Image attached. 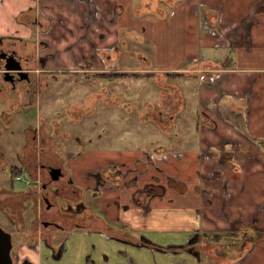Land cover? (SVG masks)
<instances>
[{
	"label": "crops",
	"instance_id": "1",
	"mask_svg": "<svg viewBox=\"0 0 264 264\" xmlns=\"http://www.w3.org/2000/svg\"><path fill=\"white\" fill-rule=\"evenodd\" d=\"M38 21H47L46 27ZM5 36L42 44L37 56L46 92L50 81L101 80L117 61L128 72L154 73L157 98H146L140 118L183 141L135 149L129 163L106 159V153L87 163L83 150L65 169L58 157L71 189L82 201L87 192L93 196L83 208L101 225L47 228V241L30 232L25 204L18 212L12 207L18 196L25 203L32 187H1L12 198L5 205L14 218L15 264H264V239L233 260L228 253H208L201 235L227 231L234 221L264 229V0H0ZM95 94L68 101V113L88 111ZM189 104L195 116L181 114ZM12 119L0 115V139L2 124L7 129ZM25 132L18 164L10 165L0 147V167L24 166L34 134L48 150L44 161L57 160L50 138L38 141V132ZM114 169L122 174L115 176ZM100 170L109 177L103 183L95 176ZM119 228L141 241L115 237L111 232Z\"/></svg>",
	"mask_w": 264,
	"mask_h": 264
},
{
	"label": "rangeland",
	"instance_id": "2",
	"mask_svg": "<svg viewBox=\"0 0 264 264\" xmlns=\"http://www.w3.org/2000/svg\"><path fill=\"white\" fill-rule=\"evenodd\" d=\"M110 68H113V71L109 70L102 76L101 80L97 78L86 82V78L74 76L69 82H60L58 85L50 81L49 89L47 92L45 89L43 90L42 93H46L37 98L36 104L32 103L22 107L20 102L21 98H16L13 102L17 103V105L14 104V109H8L7 106H5V101L9 104L10 98L6 97L4 100L0 101V115L7 116L8 112L6 111L9 110V114H11L13 118L7 129L4 128L2 124L4 136L0 139V147H3L6 152L10 154L12 162L10 165L18 164L16 153L18 154L21 150L22 141L26 142L27 140L26 129L38 132V141H41L43 137L50 138L49 150L51 153L57 155V160H52V162L58 163L61 162V159V163H63L65 169H69L68 161L72 157H76L83 150L86 152L87 163L101 161V158L104 157V153H106V159L111 157V159H121V161L129 163L130 159L128 155L132 151L134 152L135 149L150 150L157 142L161 143L164 147H176L183 144L178 134L174 135L173 133L169 136L158 129L159 127L154 123L153 119L145 117V119L140 118L141 111L145 110L144 103L146 98H157L158 86H156L155 77H159L147 71L128 72L120 66L118 61L117 63H113ZM178 75L181 76V74ZM181 77L183 79L184 76ZM172 79L176 80L179 78L173 77ZM91 92H95L96 94L91 97L89 102L91 103L90 109L88 111L81 114L80 112L73 114H71V112L68 113L67 108H72V104L70 105L68 101H83ZM161 99L165 101L164 97ZM178 110L177 108L175 112ZM194 110V106L189 104L185 108H182L180 112H182L181 114L192 116L195 113ZM68 114H70V116ZM193 116H195V114ZM177 117L178 115L175 116L174 119ZM179 120L181 119H178V121ZM57 126L58 129H56ZM66 133H70L68 138L65 136ZM79 137L83 138V146L79 144ZM6 152L5 154L7 156ZM40 154H42V157L45 155L48 157V150L42 153L40 152ZM90 154L92 157H89ZM53 157L56 156L53 155ZM58 157H60V159ZM10 165L5 168L3 166L0 167V188L7 187L10 183L9 177L11 169L16 167L21 168V170L23 169L21 173L19 171V175L22 176V179L18 180L14 178L13 186L10 187L15 190L27 191V186L30 184H26L24 180L27 179L29 183L33 185L34 181L32 175L25 170L24 166L10 167ZM38 172V185L40 186L41 176L43 174V179H45L46 172L42 167H40ZM86 194L83 201L80 199L82 202L81 206L88 204V200L93 198L88 192ZM8 196L9 195L3 193L2 190L0 191V226L5 230L8 229L7 231L11 234H15V230L11 225L12 223L9 224L7 220L9 218L8 209H12H7V205H5L8 200L11 201L12 199ZM16 199L18 201L21 198L18 196L13 200ZM14 202L16 203V201ZM25 206V217L28 222V219L33 216L29 207V200L25 201ZM14 209L18 211V206ZM83 223L90 226L101 225L99 221H95L94 219L91 220V218L88 220L83 219ZM65 224L70 226L67 222H65ZM36 225H38V229L41 228L39 224ZM53 228L54 227L50 229ZM203 247L211 254L210 244ZM234 250L235 248H233L231 252ZM201 251L203 252L204 250L201 249Z\"/></svg>",
	"mask_w": 264,
	"mask_h": 264
},
{
	"label": "flooded vegetation",
	"instance_id": "3",
	"mask_svg": "<svg viewBox=\"0 0 264 264\" xmlns=\"http://www.w3.org/2000/svg\"><path fill=\"white\" fill-rule=\"evenodd\" d=\"M30 11L32 10L25 11L24 13ZM40 14L43 15L42 12H40ZM37 23L40 27H46L47 25V21L46 23L44 22V24L39 23V21ZM39 45L42 44L40 42L37 43L34 39H22L11 36L0 37V79L2 80H0L2 82L0 93L3 94L4 99L6 97L10 98V102L7 105L8 109L14 107L15 103L13 100L16 98H21V100L27 98L26 104L28 105L36 102L37 98H39V95L42 94L44 90L43 82L45 83V79L41 72L44 63L43 60L39 59L37 56V48ZM6 112L9 114V110ZM35 136L36 134H34V138H32L29 143L32 147L26 148V158H30L33 155L36 157L35 165L37 166V171L35 176H33L34 184L31 185V183H27L30 184L27 187H32V190L26 193L25 199L30 201L29 207L33 213V216H31L32 221L30 220L29 223V226L31 225L30 227L32 228L30 232L33 236L37 237L40 235V237L47 241L49 239L47 228L54 227V229H65L69 227L65 222L72 226L77 224L78 221L83 222V219L88 220L89 218L86 216L87 211L81 206L82 202L80 199L82 198H80L79 194L69 186V182H72L71 177L69 176L67 181H65L66 174L63 166L58 163L44 161L42 154H40V152L44 151V147L37 143ZM40 167L45 170L46 178L43 179L42 174L39 186L38 170ZM50 167H60L62 175L58 179L53 180L49 173ZM100 171L95 173V176L98 177L97 179L101 177L102 180L99 181L103 183L107 178L103 177ZM116 171L118 173L121 172L119 169H114L115 176ZM9 179V186H13L12 179L10 177ZM150 189L153 188L150 187ZM14 201H16V203ZM14 201L12 207L14 209L18 206V211L19 205L25 204L23 200L17 201L16 199ZM79 214H81V220ZM8 217V222L10 224L13 222L14 218L12 216L10 217V214H8ZM36 224H39L41 228L38 229V225ZM138 239L140 238L138 237ZM13 247L14 243L11 249V256L13 255ZM24 264L30 263L26 261Z\"/></svg>",
	"mask_w": 264,
	"mask_h": 264
},
{
	"label": "trees",
	"instance_id": "4",
	"mask_svg": "<svg viewBox=\"0 0 264 264\" xmlns=\"http://www.w3.org/2000/svg\"><path fill=\"white\" fill-rule=\"evenodd\" d=\"M27 98L21 100L22 107L26 104ZM35 103V102H33ZM17 105V103H15ZM21 107V108H22ZM14 109V107H11ZM10 113V112H9ZM32 147L28 144L27 148ZM42 153V152H41ZM26 157V154H24ZM36 157L33 155L30 158L25 159L24 168L26 171L31 173L35 176V170L37 171ZM23 171L21 168L13 167L10 172V178L12 181L14 178L19 175ZM104 170L100 171V174L104 177ZM116 175L120 176L121 172H115ZM106 178V177H105ZM109 177H107L108 179ZM146 189V188H145ZM147 195V193H146ZM115 237L131 240L135 242H140L141 240L138 239L135 235L131 232L127 231L125 228H119L111 232ZM204 240H207L208 243L211 245V253L217 256V253H228L231 256L234 255L231 259L236 260L240 258L242 255L246 254L248 249L257 243L258 241L264 239V229L258 228L254 225H244L238 221H234L230 228L227 231H203L201 234ZM200 245V244H199ZM235 248L234 251L231 250ZM235 252V253H233Z\"/></svg>",
	"mask_w": 264,
	"mask_h": 264
},
{
	"label": "water",
	"instance_id": "5",
	"mask_svg": "<svg viewBox=\"0 0 264 264\" xmlns=\"http://www.w3.org/2000/svg\"><path fill=\"white\" fill-rule=\"evenodd\" d=\"M49 173L53 180L58 179L62 175L60 167H50ZM12 246V234L0 226V264H14L11 256Z\"/></svg>",
	"mask_w": 264,
	"mask_h": 264
},
{
	"label": "built area",
	"instance_id": "6",
	"mask_svg": "<svg viewBox=\"0 0 264 264\" xmlns=\"http://www.w3.org/2000/svg\"><path fill=\"white\" fill-rule=\"evenodd\" d=\"M16 178H17L18 180H21V179H22L21 176H16ZM25 182L28 183L29 181H28V180H25Z\"/></svg>",
	"mask_w": 264,
	"mask_h": 264
}]
</instances>
